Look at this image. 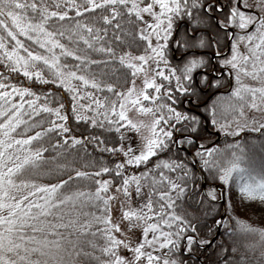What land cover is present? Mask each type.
Listing matches in <instances>:
<instances>
[{"label":"snow or ice","instance_id":"1","mask_svg":"<svg viewBox=\"0 0 264 264\" xmlns=\"http://www.w3.org/2000/svg\"><path fill=\"white\" fill-rule=\"evenodd\" d=\"M88 14L94 15L89 18ZM97 22L102 26H97ZM124 24L135 29L138 38L135 54L130 47L117 51L119 45L127 44L125 37L133 35ZM109 26L116 46L113 40H107ZM201 30L214 33L210 45H216L221 65L236 70L237 82L241 73L260 82L255 86L240 84L233 89L241 117H245V106L262 114L259 119L245 117L243 124L237 123L233 134L251 126L252 132L264 135V0H255L253 4L248 0H0V67L8 73L5 76L0 72V264H86L87 260H96L98 264H188L182 253L194 254V246H211L213 241L204 237L211 236L219 227L225 229L229 238L240 232L259 239L245 242L243 252L236 244L227 246L221 242L218 264H264V228L238 218L233 228L214 203L204 205L205 197L217 201L215 187L199 197L198 202L205 207L203 221L176 211V201L186 195L189 181H193V189L198 187L195 173L184 159L170 156L142 173L126 171L129 166L147 165L150 157L158 153L187 145L196 149L191 155L200 157L213 180L229 185L241 201L264 205V165L252 167L247 164V156L235 152L221 163L215 158L219 150L206 148L198 139L202 128L200 118L179 110L184 103L182 97H198L202 86L224 87L222 79L213 75L216 67L202 56L187 57L179 69L170 67L167 54L174 37H180L174 42L185 51L210 46L206 45ZM21 37L38 45L44 54L32 51ZM61 38L68 44L61 42ZM81 42L87 51L79 49ZM225 46H230L231 54L221 57L219 48ZM242 47L245 51H241ZM89 51L103 54V58L93 59ZM62 58H72L78 63L69 65ZM93 65L105 68L111 65L117 73L124 69L123 83L118 86L98 79L91 71ZM45 68L49 76H45ZM11 73L71 93L74 121L119 133L114 146L105 145L101 150L113 155L120 153L123 159H117L111 167L102 163L96 171L73 169L72 175L55 183L25 178L44 173L42 165L48 148L32 145L50 132L60 137L51 145L53 150L86 144L89 140L99 147L104 140L95 135H68L74 129L67 126L69 117L62 111L65 105L57 103L56 107H50L47 94L4 82L12 79ZM194 74L199 75V80L194 79ZM105 92L110 95L96 94ZM41 95L46 103L39 102ZM133 109L140 116L151 117L150 122L130 119L128 113ZM41 113L53 116L47 126L43 120L35 119ZM211 114V123L216 125L215 106ZM220 127L227 130L225 125ZM145 128L149 135L142 136V147L135 149L130 142L123 143L127 129L141 133ZM34 129L39 130L27 134ZM57 156L51 159L56 160ZM56 167L62 170L68 165ZM153 169L157 170L155 175ZM161 169L176 175L173 178ZM104 174L109 178L98 179ZM80 178L91 179L95 187L61 192ZM142 178L151 179L146 196ZM157 184L165 185L167 190H158ZM133 193L143 199L137 207L124 209L123 216L129 221L130 231L140 229L136 241L118 237L116 232L124 233L111 219V202L118 198L117 194L130 202ZM85 204L95 207L98 214L80 212ZM82 215L91 219L81 221ZM216 215L220 219H215ZM93 223L103 225L92 233L99 234L103 246L92 240L86 246L80 242ZM98 247L106 258L96 256ZM122 249L130 257L121 254ZM164 249L167 252L158 254V250Z\"/></svg>","mask_w":264,"mask_h":264},{"label":"trees","instance_id":"2","mask_svg":"<svg viewBox=\"0 0 264 264\" xmlns=\"http://www.w3.org/2000/svg\"><path fill=\"white\" fill-rule=\"evenodd\" d=\"M89 18H91V15L94 14H88ZM97 26H102L99 22H97ZM123 27L127 28L129 31L133 33L130 37H125L127 44H121L117 47V51L121 50H128V48H131V51L135 54L137 53V47H136V41H138V38L135 35V29L131 25L124 24ZM183 27H187V25H183ZM201 34L204 36L206 45H210V37L211 35H214L211 30L209 31H203L201 30ZM179 36H176L173 38V41L169 43V51H168V60L170 61V67H176L177 69L180 68L184 60L198 52L202 56L204 54H207V57L211 60L212 65L215 64L212 61L213 55H216V45H210L206 46L204 48H193L189 51H185L183 48H177L175 44V39H179ZM22 40H24V43L27 47H29L32 51L40 52L41 54H44V50L40 49L38 45L34 44L32 41L27 40L24 37H21ZM107 40H113V46L115 45L114 38L112 36V30L109 26V35L107 37ZM61 42L68 44V41L64 38H61ZM221 43H226L224 41H221ZM69 47L75 48L76 46L74 44H69ZM142 46V45H141ZM79 49L83 51H87L85 49V46L83 43H79ZM228 50V46L220 47L219 51L220 54H224ZM57 52L59 50L57 49ZM23 54V53H21ZM88 54L93 59H101L103 58V54H99L96 52L89 51ZM184 54L183 58L180 59L179 55ZM63 63H68L69 65L78 63L77 61L73 60L72 58H62ZM40 64V62H37ZM42 66V65H41ZM118 67V66H117ZM217 67L219 68V64H217ZM45 76H49L48 70L45 68L43 69ZM91 71L96 73L97 78H102L108 82L116 83L118 86L123 83L122 76L125 73L124 69H120V72L117 73L113 66L109 65L107 68H105L103 65H93L91 66ZM167 71V69H166ZM0 72H3L5 76L8 75L7 71L0 67ZM104 74L101 76V74ZM197 74H194V79H196ZM12 79L10 81H4L8 83H17L21 84L23 86L31 87L33 91L37 92V94H47L49 96V100L47 101L48 105L50 107H56L57 103H63L65 105V108L62 110L64 113H66L69 117L67 121V126L70 128H73L74 131L68 135L70 136H90L95 135L102 137L104 140V144L100 145L99 147L96 146L95 141H87L86 144H78L75 147L68 146H62L60 148H57L53 150L52 144L56 139H59L55 132L48 133L44 138H42L39 141H34L32 147L36 148L39 146H44L48 148V151L44 153L45 161L43 162V169L44 173L40 175L39 177H28L27 175L25 178H35L38 183H55L58 179L64 178L66 179L68 175L73 174V169H78L82 171H96L98 170L99 166L101 164H106L107 166L111 167L117 159H123L122 155L120 153H116L115 155L110 154L108 152H104L101 149L105 145H115L118 142L119 133L115 131H105L100 128H89L88 125H85L83 123L77 124L74 121V114L71 111V93H69L67 90L51 85V84H42L38 81H36L34 78L32 80H29L25 77H23L22 74L17 73H11ZM199 79V76H198ZM222 79V82L224 83V87L217 88H207L209 89L208 92L213 95L214 99L209 102L207 105L202 107L200 109L201 113L196 114L193 111L189 110V106L186 104H181L179 106V110L183 112H189L192 114L197 115L202 124L201 128V135L198 137L200 142L204 144L205 147L210 146L215 142L217 139L215 136L212 135V133L215 131V126L218 124H227L230 122H233L235 119L239 117V109L238 104L239 101L233 96V92H230L228 94H223L221 92H225L229 89L230 82L228 77L220 78ZM74 83H77L74 81ZM204 87V86H203ZM49 89H51V92H49ZM89 91H92V89H88ZM203 91V89H202ZM200 91L198 94V97H188L184 96L182 97L183 101L185 99H192L194 103L196 104H203L206 99L204 97L203 92ZM98 96L103 95H110L109 93H96ZM40 103H46V101L43 99V95H41ZM215 106L216 108V116L215 119L217 120V124L213 125L211 123V120L213 119L211 114V108ZM247 107V106H245ZM246 108H244L245 110ZM36 120H43L45 122V126H47V121L53 119V116L48 113H41L39 117L35 118ZM58 123L60 121H57ZM107 127V126H106ZM87 129V130H86ZM39 130L34 129L30 130L27 134L31 135L32 131ZM20 130L18 129V133ZM125 136L127 139L123 141L125 145H127L129 142L133 146V148L136 149L135 146V140L136 134L133 130L127 129L125 131ZM232 147H229V146ZM239 145V147H237ZM188 148L187 145H184L182 148L180 147H173L172 152H164V153H158L156 156L150 157L149 162L147 165L140 164L139 166L133 165L129 166L126 171L129 173H142L147 168H153V164L162 161L167 160L170 156L173 159L181 158L184 159L185 164L192 169V171L195 173V184L198 186L197 188L193 189L191 187V184L193 181H189V190L187 191L186 195L176 201L177 208L176 211L180 214H185L189 216V218L195 217L196 219H199L201 221L204 220V217L202 213L205 211V207L202 206L198 201L201 194L204 193L203 190V180L201 177V174L195 169L193 165L192 158L190 157L189 153H193L196 151L195 148H188V151L185 152L184 149ZM211 148L218 149L219 151L215 154V158L218 159L221 163H224L228 158L231 157L232 153H236L237 155H244L247 156V164H249L252 167L259 168L261 165H264V135H261L260 133H255L252 131H245L238 135L237 137H224L221 139V141L218 143V145L213 146ZM243 150V151H242ZM57 153L60 155L57 156ZM57 156L56 160H52L51 157ZM197 160V163L199 165V169L201 173L204 176L205 179V187L206 191L211 188L215 187L217 185H222L226 188V211H227V217L226 219L229 221L230 225L233 228H236V220L237 218L241 221L248 222L252 224L253 226L257 228H264V205L260 204L259 202H249V201H241L238 197V195L235 193L233 189L229 187V185H224L217 180H213L211 178V174L204 169L202 161L200 157H195ZM58 164H67L68 167L65 169H58L56 166ZM48 169H54L52 172H48ZM165 172L166 175L175 177L176 174L169 173L167 169H161ZM155 169H153V175L156 174ZM109 175L104 174L98 179H108ZM157 179L159 177L157 176ZM141 184L143 186V193L146 196L148 192L150 191V185H151V179H141ZM95 185L93 184L91 179H85L80 178L78 180H74L69 183V185L61 189V192L67 193L69 191H75L77 189H88V188H94ZM158 190H167L166 186L163 184H157L156 185ZM217 194V190L215 192ZM133 195H135L133 193ZM218 195V194H217ZM143 198V197H142ZM153 199H157V197L153 196ZM231 202V203H229ZM216 208L220 210V212L223 213V206L217 202L210 201L207 197L204 198V205H210L213 204ZM82 213H96L98 214V210L95 207H92L90 205L85 204L83 207L79 209ZM81 221L84 219H91V216H81ZM215 219H220L219 215L215 216ZM195 222V220H194ZM211 223V220L208 221ZM97 227L103 228V225H98L93 223V227L90 230V232L80 237V242L86 246L87 241L92 240L95 242L98 246H103L104 241L99 236V234H96L95 236L92 235L93 232H95V229ZM198 231H200L199 225H198ZM201 235L203 236L204 233L201 231ZM205 239H211L212 241L216 238V240L211 244V246H204L208 247L207 249H203L202 247H196L194 246V254H188V253H182V258L188 261V264H218V252H219V245L221 242H223L227 246H231L232 244H236L238 248H240V251H244V244L245 242H250L253 240H258V236H251V235H245L240 232H235L231 238H229L225 232V229L223 227H219L214 230V233L211 236H205ZM183 247V245H182ZM86 250H88L86 248ZM162 252H167V249L158 251V254H161ZM251 255V253H249ZM96 256L100 257V259L106 258L104 254H102L99 251V247L96 249ZM86 264H98L96 260H87Z\"/></svg>","mask_w":264,"mask_h":264},{"label":"rangeland","instance_id":"3","mask_svg":"<svg viewBox=\"0 0 264 264\" xmlns=\"http://www.w3.org/2000/svg\"><path fill=\"white\" fill-rule=\"evenodd\" d=\"M248 3L253 4V3H255V0H248ZM252 10L254 12H258V9H252ZM229 47L230 46H228V48ZM241 51H245V49L242 47L241 48ZM200 53H203V52L196 51V53L194 55L195 56H202ZM230 54L231 53L229 52L228 56H230ZM220 55H223V54H220ZM183 56H184V54L179 55L180 59H182ZM202 57H204L206 59H209L207 57V54L206 53ZM212 61L215 64L214 66L216 67L217 71H219V70L222 69L223 71L225 70L226 72H228V75H226L225 74L226 72H225L224 75H222V76H221V74H219L218 76H216L217 78H223V77L226 76V77H228L229 82H230V85H231L230 76H232V79H233V88H232L231 92H233V89L234 88L239 87L240 84H248V85L255 86V85H258L260 83L259 81L253 80L251 77L245 76L243 73L240 74V77H241L240 78V81L237 82V79H236V70H233V69H230L229 67H225V66L221 65L218 62L217 57H216V59H214ZM217 64H219V68L217 67ZM136 84H137V87L140 86V80L139 79H137ZM202 89H203L202 92H203L204 97L206 99V101L203 104L202 103L201 104H196V103H194V101L192 99H185L184 100V104L185 105L188 103L187 105L189 106L188 107L189 110L190 111H193V112H195L196 114H199V115L201 114V113H199L200 112V109L202 107H204L205 105H207L209 102H211L214 99V97H215L214 94L211 95L208 92L209 89H206L205 86L204 87L202 86ZM190 100H192L193 103L190 102ZM195 105H198L199 107L198 106H195ZM245 108H246L244 110L245 117H247L249 120L252 117H256L257 119H259L261 117V115H262L258 111H254V110H252V109H250L248 107H245ZM128 115H129V118L132 119L133 121L143 120L146 124L149 123L150 120H151V117H149V116H140L135 109L131 110L128 113ZM245 117H241L239 115V117L237 119H235L233 122H230V123H227V124H218V125L215 126V131L217 133H219V135L221 136V139L224 138V137H230V138L237 137L238 135H240L241 133H243L245 131H247V132L248 131H251L250 130V127L251 126H249L248 128H245L243 131L239 132L238 134H233L234 131H235V128H236L237 123L243 124L245 122ZM221 125H225L226 128H227V130H222L221 127H220ZM214 133H212L213 136H215ZM135 134H136V137L134 138V140H135V146H136V149H139L140 147H142V136H148L149 135V130L145 128V129H142V132L141 133H136L135 132ZM215 137L217 138V136H215ZM221 139H220V141H221ZM216 140H215V142H216ZM216 145H218V143ZM198 167H199V165H198ZM221 183L224 184L223 182H221ZM117 196H118V198L115 199V200H113L111 202V219H112V222L114 224H119L120 225V229L124 233V235H121V232H116V235L118 237L122 238V239H124L126 237H130L133 241H136L140 237V229L137 228V229H134V230H131V231L129 230V227H128L129 221L126 218H124L123 211H124V209L130 208V207L131 208L137 207L141 203V200L143 198L142 197L141 198H137L135 195H133L132 200L129 202V201L125 200V198H124V196L122 194H117ZM216 196H217V194H216ZM122 202H123V207L121 206V203ZM215 240H216V238L214 239V241ZM158 251H160V250H158ZM121 254L128 255L130 257V253L125 252L123 249L121 250Z\"/></svg>","mask_w":264,"mask_h":264},{"label":"water","instance_id":"4","mask_svg":"<svg viewBox=\"0 0 264 264\" xmlns=\"http://www.w3.org/2000/svg\"><path fill=\"white\" fill-rule=\"evenodd\" d=\"M230 52V47L228 48L227 52L223 55H221V57L225 56V55H228ZM217 56L214 55L213 58L215 59ZM226 71H222V74H224ZM214 76H217V72L213 74ZM230 81H231V85H230V89L227 91V92H221L223 94H228L232 88H233V79H232V76H230ZM190 102L193 103L192 100H190ZM195 106H198V105H195ZM201 106V105H200ZM199 107V106H198ZM215 136H217V140L214 144H211L210 146L208 147H213L215 146L217 143H219L220 139H221V136L219 135V133L215 132L214 133ZM190 157L192 158L193 160V165L195 167V169L201 174V177H202V180H203V190L204 192L206 191V187H205V179H204V176L203 174L201 173L199 167H198V163H197V160L195 159V157H193L191 155V153H189ZM216 190L218 192V200H217V203L221 204L223 206V216L224 218L226 219V216H227V211H226V190H225V187L221 186V185H217L216 186ZM214 241V240H213ZM209 247V246H208ZM207 247V248H208Z\"/></svg>","mask_w":264,"mask_h":264},{"label":"flooded vegetation","instance_id":"5","mask_svg":"<svg viewBox=\"0 0 264 264\" xmlns=\"http://www.w3.org/2000/svg\"><path fill=\"white\" fill-rule=\"evenodd\" d=\"M222 70V69H221ZM221 70H219L220 72H221ZM199 76V75H198ZM198 76L196 75L195 77H196V80H198Z\"/></svg>","mask_w":264,"mask_h":264}]
</instances>
